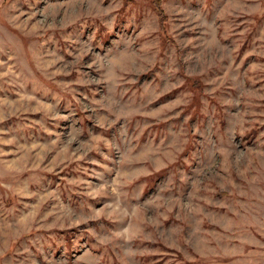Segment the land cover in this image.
Listing matches in <instances>:
<instances>
[{"label": "rangeland", "instance_id": "374dc122", "mask_svg": "<svg viewBox=\"0 0 264 264\" xmlns=\"http://www.w3.org/2000/svg\"><path fill=\"white\" fill-rule=\"evenodd\" d=\"M0 264H264V0H0Z\"/></svg>", "mask_w": 264, "mask_h": 264}, {"label": "trees", "instance_id": "16d2710c", "mask_svg": "<svg viewBox=\"0 0 264 264\" xmlns=\"http://www.w3.org/2000/svg\"><path fill=\"white\" fill-rule=\"evenodd\" d=\"M159 12H160L159 15H160L161 17H163L164 14H163L161 11H159ZM162 14H163V15H162Z\"/></svg>", "mask_w": 264, "mask_h": 264}]
</instances>
